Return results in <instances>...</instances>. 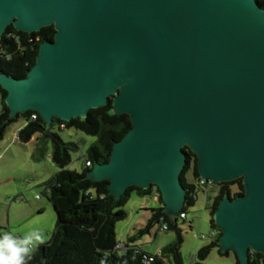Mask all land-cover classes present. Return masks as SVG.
<instances>
[{
  "label": "water",
  "instance_id": "95a60500",
  "mask_svg": "<svg viewBox=\"0 0 264 264\" xmlns=\"http://www.w3.org/2000/svg\"><path fill=\"white\" fill-rule=\"evenodd\" d=\"M54 25L24 78L0 71L12 116L86 117L109 103L132 128L87 172L128 187L158 186L174 218L186 202L188 146L203 179H243L214 219L223 252L264 253V9L257 0H0V37Z\"/></svg>",
  "mask_w": 264,
  "mask_h": 264
},
{
  "label": "trees",
  "instance_id": "16d2710c",
  "mask_svg": "<svg viewBox=\"0 0 264 264\" xmlns=\"http://www.w3.org/2000/svg\"><path fill=\"white\" fill-rule=\"evenodd\" d=\"M257 1L264 9V0ZM55 33L54 25L45 26L40 31L31 33L19 30L13 24L8 25L0 37V71L16 78L26 77L36 62L40 44L45 40H53ZM6 95L7 91L0 85V140L4 138L7 127L20 116H24L26 123L17 132L18 140L26 143L37 134L48 138L52 145L50 158L57 166L55 175L46 182L43 189L57 214L55 232L50 241L34 248L30 256L26 257L25 264H142L133 250L122 254L115 248L119 242L116 224L128 217L126 206L133 194L156 197L160 202L158 207L147 208L152 211V216L148 224L139 229V233L150 231L155 222L159 226L167 223L168 230L176 231V240L160 249L171 264H184L180 252L183 235L178 221L188 219V211L196 202L198 189H204L200 184L201 176L196 153L188 146L184 147L187 162L180 177L186 190V202L183 209L172 219L164 212L161 192L155 184L149 188L132 185L116 199L108 187L109 180L93 181L87 177V172L94 163L109 161L114 143L121 140L133 125L127 113H114L112 98L106 105L91 108L86 117H77L69 121L55 117L48 126L35 110L12 116L5 102ZM56 128L59 130L75 128L96 138L86 151L83 171L69 168L72 152L77 151L79 145L74 141L64 140ZM83 156L85 153L80 157ZM87 161L91 164L87 165ZM189 174L191 179L188 178ZM218 184L220 186L213 189L216 193L208 205L211 213L210 226L216 228L217 233L208 244L198 249L193 264H206L203 261L214 247H218L219 252L225 255L233 251H222L219 244L222 231L217 227L214 215L224 197L235 198L243 195L245 186L242 178ZM181 212L185 213L186 217H181ZM135 239V236H132L126 242L131 243ZM134 245L148 251L140 245ZM233 253L236 258L235 264H241L236 253L234 251ZM152 264L164 263L161 258H157ZM248 264H264V253L250 252Z\"/></svg>",
  "mask_w": 264,
  "mask_h": 264
},
{
  "label": "rangeland",
  "instance_id": "374dc122",
  "mask_svg": "<svg viewBox=\"0 0 264 264\" xmlns=\"http://www.w3.org/2000/svg\"><path fill=\"white\" fill-rule=\"evenodd\" d=\"M25 123V117L20 116L7 127L4 138L0 140V232L20 235L22 238L35 233L43 237L44 243L53 237L57 214L43 189L46 182L55 175L57 166L50 158L52 145L48 138L37 134L26 143L18 140L16 134ZM56 131L64 140L74 141L79 145V149L72 152L69 168L83 171L86 151L96 138L75 128H56ZM82 153L85 156L80 157ZM188 178L191 179L190 174ZM215 193L216 190L206 187L198 189L196 202L189 208L188 219L178 221L183 235L180 252L184 264H192L198 249L212 240L208 236L201 238V234L207 235L212 229L208 205ZM158 206L160 202L156 197L133 194L126 206L128 217L116 224L118 241H126L131 234L136 238L135 244L152 252L175 241L176 231L160 230L156 222L150 231L139 233V229L144 228L152 216V211L147 208ZM39 244L41 243L36 247ZM235 261L233 251L225 255L219 252L218 247H214L203 262L235 264Z\"/></svg>",
  "mask_w": 264,
  "mask_h": 264
},
{
  "label": "clouds",
  "instance_id": "9594fccd",
  "mask_svg": "<svg viewBox=\"0 0 264 264\" xmlns=\"http://www.w3.org/2000/svg\"><path fill=\"white\" fill-rule=\"evenodd\" d=\"M38 243H43L39 234L29 233L17 239L11 233H4L0 236V264H25Z\"/></svg>",
  "mask_w": 264,
  "mask_h": 264
},
{
  "label": "built area",
  "instance_id": "2783aa9c",
  "mask_svg": "<svg viewBox=\"0 0 264 264\" xmlns=\"http://www.w3.org/2000/svg\"><path fill=\"white\" fill-rule=\"evenodd\" d=\"M17 138H18V133L16 134ZM90 161H87V165H90ZM218 181H214L213 179H203L202 177L200 178V184L203 185L204 187L208 188V189H216L218 188L220 185L218 184ZM38 197H40V195H38ZM181 217H186L185 213L181 212L180 213ZM160 230H168V225L167 223H164L160 226ZM217 233V229L216 228H212L207 235L205 234H201V238H206L208 237H212L214 235H216ZM3 233L0 232V236H2ZM17 239L22 238L20 235L15 236ZM120 253L125 254L127 253L129 250H133V253L135 254V256L140 258V261L142 264H152L157 258H161L164 264H171L169 259L164 256L163 252L161 249H157L156 251L153 252H148V251H144L141 248H139L138 246H135L132 243H127L125 240L123 241H119L115 247ZM195 261V256L193 257L192 260V264Z\"/></svg>",
  "mask_w": 264,
  "mask_h": 264
},
{
  "label": "crops",
  "instance_id": "0c3cea01",
  "mask_svg": "<svg viewBox=\"0 0 264 264\" xmlns=\"http://www.w3.org/2000/svg\"><path fill=\"white\" fill-rule=\"evenodd\" d=\"M146 207V206H145ZM133 235H131V234H129V236H128V239L127 240H129L130 239V237H132ZM131 243H133V244H135V242H134V240L133 241H131ZM137 245V244H136ZM145 249V248H144Z\"/></svg>",
  "mask_w": 264,
  "mask_h": 264
}]
</instances>
